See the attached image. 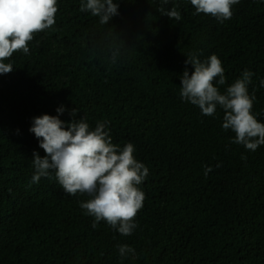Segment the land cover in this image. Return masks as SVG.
<instances>
[{
    "label": "trees",
    "instance_id": "trees-1",
    "mask_svg": "<svg viewBox=\"0 0 264 264\" xmlns=\"http://www.w3.org/2000/svg\"><path fill=\"white\" fill-rule=\"evenodd\" d=\"M114 2L119 14L101 25L81 11L86 0H57L54 25L5 61L13 71L0 74V264H264V145L233 143L219 106L207 116L180 96L186 57L216 54L221 92L254 73L252 111L264 122V0H239L222 23L190 0L164 5L178 21L158 11L161 0ZM61 105L64 121L73 108L91 128L106 121L113 143H132L148 167L131 235L105 221L93 228L80 207L91 197L66 193L54 171L31 183L33 151L44 155L32 118ZM120 244L136 257L121 258Z\"/></svg>",
    "mask_w": 264,
    "mask_h": 264
},
{
    "label": "clouds",
    "instance_id": "clouds-1",
    "mask_svg": "<svg viewBox=\"0 0 264 264\" xmlns=\"http://www.w3.org/2000/svg\"><path fill=\"white\" fill-rule=\"evenodd\" d=\"M169 2L161 0L158 11L170 20H180L181 13L175 6L164 7ZM190 2L197 13L210 14L222 23L231 18L232 7L239 0ZM80 8L98 17L101 25H108L112 17L119 14V3L114 0H86ZM57 11V0H0V74L13 71V64L5 61L17 51L27 54L34 34L53 26ZM117 52L118 49L112 52L113 62ZM185 65L180 76L181 98L198 106L207 116H215L219 106L224 112L223 129L235 134L233 143L252 151L264 145V122L252 111L255 90L249 92L254 73L244 70L221 92L217 85H224L226 78L222 61L216 54L202 61L198 53H191L186 57ZM187 65H191V71ZM260 86L264 87V79L260 80ZM66 110L61 105L56 110L57 115L44 113L32 118L29 131L39 141L44 155L33 151L35 172L31 183H38L41 177H48L50 171H54L66 193L91 197L81 202L80 207L94 217L93 228L98 222L105 221L121 235H131L137 227L135 217L145 200L139 185L148 176V167L136 159L132 143L122 148L113 143L106 121L91 128L84 117L76 119V108L69 111L72 119L64 121L60 116ZM242 159L246 157L242 156ZM211 170L210 166L206 167L205 175ZM117 247L121 258L129 254L136 257L135 249L129 245Z\"/></svg>",
    "mask_w": 264,
    "mask_h": 264
}]
</instances>
